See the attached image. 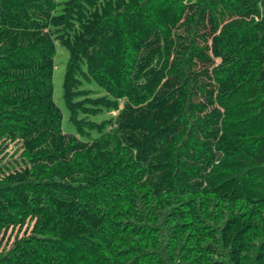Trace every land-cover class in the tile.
Returning a JSON list of instances; mask_svg holds the SVG:
<instances>
[{
	"label": "trees",
	"instance_id": "obj_1",
	"mask_svg": "<svg viewBox=\"0 0 264 264\" xmlns=\"http://www.w3.org/2000/svg\"><path fill=\"white\" fill-rule=\"evenodd\" d=\"M0 144V264H264V0H0Z\"/></svg>",
	"mask_w": 264,
	"mask_h": 264
},
{
	"label": "rangeland",
	"instance_id": "obj_2",
	"mask_svg": "<svg viewBox=\"0 0 264 264\" xmlns=\"http://www.w3.org/2000/svg\"><path fill=\"white\" fill-rule=\"evenodd\" d=\"M188 2H193L194 0H187ZM70 58V54L66 48L61 46L59 43L57 44V54L55 58V73H54V100L56 104L61 108L63 114H64V121H63V130L67 134H75L77 135L78 132L74 125L70 123V113L66 108L64 99H63V83H64V76L67 68V64ZM83 90L92 91V97H101L105 96L107 92L101 88L97 83L92 82H84ZM110 115L115 116L117 115V112L108 113L105 111L102 115L98 117H91V120L94 121H101L103 119L108 118ZM92 137H98L99 134L96 132H93ZM2 144H0V147ZM6 146H3L0 148V165L1 163H7L9 160H14L18 158V155L14 158L12 157L16 151V147L11 144L8 149H5ZM25 229L19 230V228L16 229H10L8 232H6L2 237H0V251H3L4 248H10L11 242L14 241L15 237L17 235H21L25 232Z\"/></svg>",
	"mask_w": 264,
	"mask_h": 264
}]
</instances>
